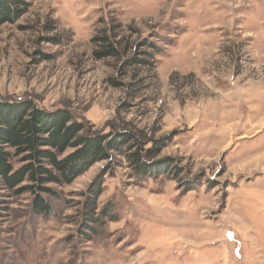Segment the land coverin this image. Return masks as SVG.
<instances>
[{"label":"rangeland","instance_id":"rangeland-1","mask_svg":"<svg viewBox=\"0 0 264 264\" xmlns=\"http://www.w3.org/2000/svg\"><path fill=\"white\" fill-rule=\"evenodd\" d=\"M9 1L0 102L66 110L90 133L126 127L156 168L111 151L47 184V215L17 192L26 181H0V264H264V0ZM104 29L121 57L93 55ZM141 39L152 65L129 64Z\"/></svg>","mask_w":264,"mask_h":264},{"label":"trees","instance_id":"trees-1","mask_svg":"<svg viewBox=\"0 0 264 264\" xmlns=\"http://www.w3.org/2000/svg\"><path fill=\"white\" fill-rule=\"evenodd\" d=\"M12 3L0 0V24L9 20V15L20 14L21 9ZM108 31L104 29L91 39L98 44L93 50L97 59L121 57L124 51V48L120 50L123 42ZM146 43L144 39L135 42L137 46L129 64H153L150 60L153 55L142 48ZM137 142L136 133L126 127L90 133L81 122L71 120L66 110L47 112L31 101L0 102V181L9 188L26 181L17 192L29 191L34 195L32 209L36 213L47 215L50 211V203L44 194L56 192L47 184L71 183L94 162L109 158L111 151L125 155L138 173H150L156 165L144 160L147 154ZM147 152L154 155L151 148ZM12 157H18L21 162L17 168L12 165ZM98 186H90L83 204V219L87 226L100 221L96 212V200L101 192Z\"/></svg>","mask_w":264,"mask_h":264}]
</instances>
